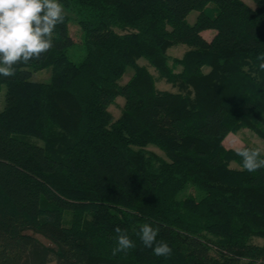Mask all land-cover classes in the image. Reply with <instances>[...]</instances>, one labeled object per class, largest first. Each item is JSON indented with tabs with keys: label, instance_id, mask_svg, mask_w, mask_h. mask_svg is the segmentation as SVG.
I'll return each mask as SVG.
<instances>
[{
	"label": "trees",
	"instance_id": "16d2710c",
	"mask_svg": "<svg viewBox=\"0 0 264 264\" xmlns=\"http://www.w3.org/2000/svg\"><path fill=\"white\" fill-rule=\"evenodd\" d=\"M252 1L60 0L52 48L0 76V264H264V168L244 170L224 143L244 128L264 140V0ZM146 223L170 256L143 244ZM117 226L135 247L114 256Z\"/></svg>",
	"mask_w": 264,
	"mask_h": 264
},
{
	"label": "clouds",
	"instance_id": "9594fccd",
	"mask_svg": "<svg viewBox=\"0 0 264 264\" xmlns=\"http://www.w3.org/2000/svg\"><path fill=\"white\" fill-rule=\"evenodd\" d=\"M66 12L60 0H0V76L15 75V65L39 60L53 46V31L63 23ZM257 59L264 70V53ZM242 158L243 169L255 172L264 168V146H240L234 149ZM115 256L135 247L130 237L117 226ZM143 244L151 248L156 256H170L168 243L157 240V231L150 224L140 226Z\"/></svg>",
	"mask_w": 264,
	"mask_h": 264
},
{
	"label": "rangeland",
	"instance_id": "374dc122",
	"mask_svg": "<svg viewBox=\"0 0 264 264\" xmlns=\"http://www.w3.org/2000/svg\"><path fill=\"white\" fill-rule=\"evenodd\" d=\"M244 1L251 6H255V3L252 0H244ZM198 13H199L198 10H192L187 15V20L190 23H194L197 18ZM69 31L75 41V43L69 49V55L73 60L79 61L84 57L85 52L82 46V39H83L82 30L80 26L78 25V23L74 21V19H71L69 22ZM214 32H215L214 30L206 31L205 33L206 38L211 39ZM187 49H188V46L186 44L178 43L168 48V54L171 58L181 57L186 52ZM139 62L141 64H146L149 67V69L151 70V72L156 78V84L159 89L170 90V91L178 90V86L173 85L172 83L168 82L166 78L162 77L160 73L153 66H151L146 59L140 58ZM51 72H52L51 67H47L45 69L36 71L33 73V79L37 81H48L50 79ZM132 74H133V68L128 67L123 78L121 79V83H125ZM5 92H6V85H3L2 90L0 91V110H2L5 106ZM124 101H125L124 98L119 96L117 97L115 102L110 105L109 110L111 111L114 119L119 117L120 114L122 113ZM224 143L227 147L234 148V149L240 146H244L247 143L255 147L264 146V140L260 138L255 132H253L252 130L248 128H244L237 133H229ZM148 148L166 157L164 152L161 149H159L157 146L149 145ZM38 237H40L41 239H44L40 235ZM253 241L257 243H262L263 239L259 237H253Z\"/></svg>",
	"mask_w": 264,
	"mask_h": 264
},
{
	"label": "crops",
	"instance_id": "0c3cea01",
	"mask_svg": "<svg viewBox=\"0 0 264 264\" xmlns=\"http://www.w3.org/2000/svg\"><path fill=\"white\" fill-rule=\"evenodd\" d=\"M208 30H213V29H208ZM208 30L203 31L202 34L205 36V33H206V31H208ZM214 31H215V30H214ZM215 33H216V31L214 32L213 36L215 35ZM213 36H212V37H213ZM205 37H206V36H205ZM207 39H208V38H207ZM209 40H210V39H209ZM224 142H225V141H224Z\"/></svg>",
	"mask_w": 264,
	"mask_h": 264
}]
</instances>
